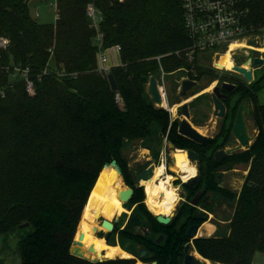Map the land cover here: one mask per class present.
Returning a JSON list of instances; mask_svg holds the SVG:
<instances>
[{
	"label": "trees",
	"instance_id": "obj_1",
	"mask_svg": "<svg viewBox=\"0 0 264 264\" xmlns=\"http://www.w3.org/2000/svg\"><path fill=\"white\" fill-rule=\"evenodd\" d=\"M28 1L0 0V37L8 40L0 47V235L29 222L32 231L19 242L20 264H135L133 257L90 262L69 252L98 174L115 159L133 188L128 202L149 223V228L139 227L140 233L134 232L138 226L122 233L147 250L142 262L177 264V249L189 243L188 227L204 219L190 215L192 207L184 202L168 224L157 222L142 202L143 188L129 176L122 147L150 135L153 124L167 130L168 112L155 107L145 89L160 66L170 72L186 65L183 51L191 41L180 3L57 0L55 21L39 23ZM90 2L101 15V48L120 46L119 64L109 68L116 91L97 71V31L86 14ZM245 7L249 30L264 29V0H247ZM24 76L32 81L33 94L27 93ZM254 111L255 136L240 155L250 164L239 192L205 180L209 189L236 200L227 234L198 233L192 240L195 251L215 263L252 264L256 253L264 254V104H255ZM176 127L174 121L168 141L173 148L190 149ZM197 184H182L187 201ZM154 231L165 243L150 239ZM111 235L105 236L107 242Z\"/></svg>",
	"mask_w": 264,
	"mask_h": 264
},
{
	"label": "rangeland",
	"instance_id": "obj_2",
	"mask_svg": "<svg viewBox=\"0 0 264 264\" xmlns=\"http://www.w3.org/2000/svg\"><path fill=\"white\" fill-rule=\"evenodd\" d=\"M53 3V0H29L28 1V6H29V12L32 18H34L37 22L39 23H52L55 21L56 14L54 11L53 6L51 5ZM264 29L254 32L251 37L247 40L246 46L247 48L240 49L238 50L237 48L234 47L235 44L231 47V50H227L224 52L220 57L219 61L216 63V66L219 67V62L222 60V58L225 56L227 60L233 62L236 65H240L241 62H243L247 57H252V56H264ZM263 48V50H262ZM262 50L259 51V50ZM105 56L107 58L106 65L109 67L111 65H115L118 61V53L114 51L112 48H109L105 51ZM114 56V58L112 57ZM212 56H209V58L206 59L205 62H203L205 65H212L213 60L211 58ZM212 60V61H210ZM221 63V62H220ZM220 68V67H219ZM256 75H260L262 71H264V67L256 69ZM177 75H175V78ZM174 78V77H173ZM172 78L168 77L167 78V85L168 88H170ZM264 82H262L263 84ZM147 85V84H146ZM213 85V82L209 84L208 80L204 79L200 85L196 86L192 92H196L197 90L209 88L206 94H208L211 90V87ZM171 89V88H170ZM258 89V88H257ZM146 91V89H145ZM173 92L170 93L169 97V102L170 103H175L176 105L186 101V98H180L179 95L172 94ZM206 95H203L201 98H204ZM200 98V97H199ZM201 100V99H200ZM205 102L202 101L199 106L195 108V114H194V121L193 125H196L198 129H200L202 132L206 133L207 128L205 127V124L203 123V120H200L198 116H202L203 107L202 105ZM264 104V90L262 91V94L258 97L257 99V104ZM174 105V104H173ZM161 106H163L161 104ZM209 110V109H208ZM255 106L251 108L250 110L247 111L246 118H247V123L250 128V132L254 138L255 136V120H254V111ZM210 111V110H209ZM207 112V111H206ZM170 116L173 119L174 117H180L179 115V109L177 106L173 107V112H170ZM160 129L157 127L156 124H153L151 126V131L150 135L144 138H134L132 140L125 141L122 147V155L125 158L128 168L131 170V173L133 177L138 175L143 169L148 167L151 163H154L156 166L161 164V160L159 159L160 157V151L163 147V141L162 139L158 138V132ZM158 138V139H157ZM252 138V140H253ZM156 144L157 152H158V157L156 160H151V157L147 153V148L145 146L147 145H154ZM252 143V141H251ZM155 146V145H154ZM183 150V149H181ZM156 152V153H157ZM174 150L170 147L168 148V152L166 155V165H165V173L172 175L174 179L171 180L172 185L177 189V194L179 197V202L180 199L184 200L185 195H186V190L184 189L182 185V179L179 177L178 174H175L172 171V167L174 166V159L172 156V153ZM244 152L243 150L240 151L239 153L235 154L233 158L231 159L233 161V170L229 173H227L224 176L225 179V190L232 192V193H238L242 183L244 181V177L247 174L248 168H249V161H244L240 159V155ZM178 180V181H176ZM121 182V183H120ZM119 183L122 186V188L130 187L128 186L122 177L119 178ZM143 186V203L145 204L146 209L151 212L145 202L146 194H145V188ZM223 195V196H222ZM235 199H231L228 196H225L222 192L221 193H215L213 195V200L212 204L209 208H206V211L210 212V215H207V225H205V229L203 231V235H209L211 234V229L214 228V234L211 236H221L225 235L228 232L229 228V222L233 214V210L235 207ZM178 203L175 206V214L180 207ZM123 209L120 210L119 213H116V215H112L108 219L112 221V219L117 216L118 220L116 222V226L113 229L114 231L112 232H107L105 229H100V235H97L98 238H102L106 241L105 236L108 233H111L112 235L109 238V242L106 241V244L108 245H118L122 250H124L126 253H128L129 257H133L135 259V264L137 262H142L139 255H138V250L140 249V245L135 242L130 240L126 235H124L122 232L124 230H128L129 232H132L135 226L138 227H144V228H149V223L144 221V216L141 215L139 212H137L136 209V204L133 203H122ZM196 211H198L196 209ZM83 213V211H82ZM152 213V212H151ZM203 213V212H202ZM153 214V213H152ZM154 215V214H153ZM82 216V214H81ZM214 217V218H212ZM105 218V217H104ZM139 219L138 221L133 220ZM81 219V218H80ZM182 218L177 219V227L181 225ZM100 220H97L95 218V224L99 225ZM79 226V223H78ZM77 226V230H78ZM213 226V227H212ZM76 230V232H77ZM152 230V228H151ZM32 231V228L30 226L28 227H15L11 229L9 232L6 234L0 235V264H20L21 257L19 254V242L21 239L26 237L30 232ZM141 230L139 229L138 233H140ZM159 231H154L151 232L150 234V239L156 240L158 236H160ZM76 235V233H75ZM75 237V236H74ZM192 243V240H189V243ZM165 243V240L161 241L160 244ZM185 244L181 245L179 249H177L176 252V257L175 261L177 264H183V246ZM196 256H198L196 254ZM125 257V258H129ZM200 257L203 258L201 255ZM115 259V258H114ZM104 260V259H103ZM206 261L209 262V264H221L218 262H212L208 259H205ZM205 261V262H206ZM143 264H151V261L148 262H143ZM206 264V263H205ZM252 264H264V254L262 253H256L253 257Z\"/></svg>",
	"mask_w": 264,
	"mask_h": 264
},
{
	"label": "flooded vegetation",
	"instance_id": "obj_3",
	"mask_svg": "<svg viewBox=\"0 0 264 264\" xmlns=\"http://www.w3.org/2000/svg\"><path fill=\"white\" fill-rule=\"evenodd\" d=\"M259 57L264 58V56H259ZM247 58L244 61H246ZM243 62H241V64ZM216 63L214 62L212 65H205L204 63H198L195 61L192 62L187 60L185 66L170 72H166V74L164 75L161 81L158 79L159 76L156 75L157 84L160 93L162 95V103L164 102V106H156L152 103L155 107L164 109L166 112H168L169 115V124L167 130L165 132H162L161 130L158 132V138L162 139L163 141V147L160 151V157H159V159L161 160L160 161L161 164L164 163L166 165V155L168 152V148L173 147L172 144L168 141V133L174 121H177L176 128L178 133V127L180 121L183 118L181 111V105L183 103H187L188 105V111H189L188 122L191 124L193 128H195L200 134H202L206 138L205 141L203 142H196L181 135L190 142V147H191L190 149L195 151L199 156L198 161H191L193 162L196 173L194 176L190 177L189 180L186 182H190V185L194 186L195 184H197V182L200 179L202 183L201 185L199 183L196 185L197 187L198 186L199 187L195 191V194L190 197L189 201H187L186 198L187 195L185 196L184 200L180 199L181 201L180 207L183 205L184 202H188L189 205L192 207L190 215L192 216L195 215L196 220L204 219L203 222L207 220V215H210L209 214L210 212L206 211V208H209L211 206L213 195L217 193L215 189H209L207 187L205 180L208 179L211 180L215 188L218 189L226 188L224 176L227 173L231 172L234 166L233 161L231 159L235 154L239 153L240 151L248 150V149L239 148L233 150L229 154L226 153L227 149H232L240 145L238 139L233 134V127L235 124L237 112L239 110V107L243 105L244 107L243 117L248 127V133L253 138L250 132L249 125L247 123L246 114L248 110H250L255 106V104H257L258 95L259 93H262V91L264 90V83L262 84V82H264V71H262L261 74L258 76L256 75V71H255L256 69L264 67V63L257 67H253V79L250 82L245 80V78L242 75L232 71L231 69H226V68L218 69L215 66ZM198 69L204 72L201 74ZM175 75H177L178 77L176 76L177 78H175ZM168 77L172 78L170 85L171 89L168 88L167 85ZM204 79L208 80L209 84L213 82L210 92L206 94V92L204 91H208L209 88L203 89L204 87L200 90H197L196 92H192L193 89L196 86L200 85ZM183 80H190L195 82L194 87L191 89V91L186 97H183L186 98L185 99L186 101L178 105H176L175 103H170L169 102L170 93L173 92L172 93L173 95L176 93L177 95H179ZM222 84H229L233 87L231 89H223L221 87ZM215 87L219 88V94L221 96H219L217 99L219 103L222 105V109L220 107L216 108L215 103L213 101L212 94H213V89ZM203 95L206 96L204 98H201ZM202 101L205 102L202 105L204 111L202 112V116L201 117L198 116V118H200V120H203V123L207 128L206 133L198 129L196 125H193L195 108L199 106V104H201ZM174 106L178 107L180 117H174L172 119L170 116V112H173ZM222 111L223 113L220 114ZM156 144L157 143L154 144L155 146L154 145L145 146L147 148V153L151 157V160H156L158 157ZM172 149L175 150L176 148H172ZM183 150L185 151L187 149H183ZM220 151H222L223 154L217 158L216 153ZM150 164H153L156 167L154 163L150 162ZM128 173L130 178L133 180L135 186H138L129 168H128ZM202 176H204L206 179H202ZM120 177L124 179V175L122 174V171ZM192 179L194 180L193 182ZM183 183L185 182H182V184ZM141 187L143 188V186ZM196 209L198 211H196ZM198 215L200 216V218H198ZM187 216L188 215L182 216L181 217L182 221H185ZM116 222L117 221H114L113 218L112 223L114 224V228L116 226ZM99 227H98L97 235L100 234V229H102L101 227L100 228Z\"/></svg>",
	"mask_w": 264,
	"mask_h": 264
},
{
	"label": "built area",
	"instance_id": "obj_4",
	"mask_svg": "<svg viewBox=\"0 0 264 264\" xmlns=\"http://www.w3.org/2000/svg\"><path fill=\"white\" fill-rule=\"evenodd\" d=\"M177 1L183 10L184 28L191 41L190 46L183 51L184 57L188 61L203 63L209 56H212L213 63H216L218 58L228 50L233 42L248 40L253 34L246 26L247 8L245 4L247 0ZM51 5L54 8L56 17H58L57 0H53ZM86 14L89 17L90 26L97 31L94 41L98 47L97 71L99 74L106 76L110 67L106 65L105 51L107 49L101 48L102 34L98 29L101 15L91 2L86 6ZM7 45L8 40L5 37H0V47L5 48ZM111 48L117 53L120 51L119 45H114ZM179 53V51H175L176 55H179ZM161 57L156 56L155 59L159 60ZM217 68L220 69L219 67ZM165 74L166 72L160 66L158 79L161 81ZM24 79L27 93L33 94L32 81L26 76H24ZM117 100H119L118 96Z\"/></svg>",
	"mask_w": 264,
	"mask_h": 264
},
{
	"label": "water",
	"instance_id": "obj_5",
	"mask_svg": "<svg viewBox=\"0 0 264 264\" xmlns=\"http://www.w3.org/2000/svg\"><path fill=\"white\" fill-rule=\"evenodd\" d=\"M263 63H264V58H262V57H259V56L248 57L247 60L244 61L242 64H240V65L234 64L232 66L231 70L242 75L245 78V80L250 82L253 79V67H257L259 65H262ZM106 77H107V80H108V83H109L111 89L113 91H116L117 85H116V82H115L112 74L108 73L106 75ZM194 85H195V82H193V81L183 80L182 84H181V90L179 93L180 97H182V98L186 97L189 94V92L191 91V89L194 87ZM221 87L223 89H231L233 86H231L229 84H222ZM146 94L149 96V98L151 99V101L154 105L161 106L162 95L160 93V90H159V87L157 84V78L155 75L149 76L148 83L146 85ZM212 96H213V101L215 103V107L216 108L220 107L222 109V105L219 103V101L217 99L219 96H221L219 94V88L218 87H215L213 89ZM181 111H182L183 118L180 121V124L178 127V133L180 135L187 137V138H189L193 141H196V142L205 141V139H206L205 136L200 134L188 122L189 111H188L187 103H183L181 105ZM222 113H223V111L220 114H222ZM243 113H244V107H243V105H241L239 107L238 112H237L235 124L233 127V134L238 139L240 145L235 147V148H232V149H227L226 150L227 154H229L233 150H236L239 148L249 149V147L251 145L252 137L248 133V127L245 123ZM185 152H186L188 160H190V161H198L199 160V156L195 151H193L191 149H187V150H185ZM222 154H223L222 151L217 152L216 157L218 158ZM108 167L115 169L117 174L119 176H121V169H120V167L117 164L115 159H112L110 162L104 163L101 171L103 169L108 168ZM153 169H154V165L150 164L148 167L143 169L138 175H136L134 177L136 184L138 186H142V184H141L142 181L149 180L153 175ZM100 172H99V174H100ZM99 174H98V176H99ZM193 181L194 180L192 179V182ZM94 185H95V183H94ZM94 185H93V187H94ZM93 187H92V189H93ZM92 189H91V191H92ZM91 191H90V193H91ZM90 193L88 195V198L90 196ZM132 194H133V189L131 187H126L123 189H119L117 191L116 198L118 200H120L122 203H126L130 200ZM88 198H87V200H88ZM87 200H86V203H87ZM178 205L180 206L181 202H179ZM84 207H85V205H84ZM174 216H175V212H172L170 215H167V216L156 215L155 217H156L157 222H159L161 224H168ZM95 217L97 220H100L99 226L101 228L105 229L107 232H111L113 230L114 224L112 223V221H108L106 218H104L100 215L99 216L96 215ZM198 218H200L199 215H198ZM117 220H118V218H117V216H115L114 221H117ZM28 226H29V222H23V223L18 225L19 228L28 227ZM198 227L199 226L197 224H192L188 227L186 236L189 240H193L194 238L197 237L196 235H197ZM138 231H139V227H136L134 232L137 233ZM92 232H94V234L97 236L98 226H93ZM143 232L145 233L146 230L143 229ZM83 237H84L83 232H79V235L77 236V238L75 235L74 239L72 240V244H71V247L69 250L70 254L75 256V257L88 260L90 262L102 261V259L99 258L98 255H95V250H94L92 245H89L85 249H83V243H82ZM162 238H163V236L160 235L156 239V242L157 243L161 242ZM194 249L195 248L191 242L185 245L183 264H205L206 260L202 259L200 257V255ZM138 253H139V257H144L147 254V250L144 248H140ZM196 254L198 256H196ZM151 264H156V262L153 261V262H151ZM222 264H225V263H222Z\"/></svg>",
	"mask_w": 264,
	"mask_h": 264
},
{
	"label": "bare ground",
	"instance_id": "obj_6",
	"mask_svg": "<svg viewBox=\"0 0 264 264\" xmlns=\"http://www.w3.org/2000/svg\"><path fill=\"white\" fill-rule=\"evenodd\" d=\"M240 41L244 40L233 42L228 50L231 49L233 44H237V42ZM245 41L247 40L245 39ZM218 61L219 58L216 62ZM220 62V68L231 69L234 65V63L227 60L225 56ZM162 105L164 106V102ZM172 156L174 159L172 171L181 177L182 182H186L190 177L195 175L196 171L193 162L188 160L184 150L175 149ZM164 166V163L156 167L154 166L152 177L149 180L141 182L145 188L146 205L148 209L155 214V216L170 215L174 212L175 206L179 201L176 191L177 189L171 183V180L174 178L172 175L164 173ZM119 178L120 176L117 174L115 169L110 167L103 169L100 172L83 209L76 233V238L79 235V232H83L84 234L82 239L83 249L92 245L95 250V255H98V257L102 260L129 257L128 253L122 250L118 245H108L102 238H98L94 232H92L93 226L99 227V225L95 224L96 215L105 217L108 221H110L108 219L109 217L113 214L116 215V213H119L120 210L123 209L122 202L116 198L117 191L119 189H123L120 185L121 182L119 183ZM205 263L209 264L208 261ZM136 264H143V262H137Z\"/></svg>",
	"mask_w": 264,
	"mask_h": 264
},
{
	"label": "crops",
	"instance_id": "obj_7",
	"mask_svg": "<svg viewBox=\"0 0 264 264\" xmlns=\"http://www.w3.org/2000/svg\"><path fill=\"white\" fill-rule=\"evenodd\" d=\"M246 42L247 41H240V42H237V44H235L234 45V47L235 48H237L238 50H240V49H244V48H247V46H246ZM231 50V49H230ZM262 50H263V48H262ZM262 50L260 49L259 51H261L262 52ZM118 55H119V53H118ZM113 58H114V56H112ZM118 58H119V56H118ZM112 64V63H111ZM111 64H109L110 66L109 67H111V66H114V65H111ZM119 64V59H118V61H117V63H115V65H118ZM262 93H259V95H258V97L261 95ZM164 168H165V166H164ZM165 173V172H164ZM210 214V213H209ZM207 221H205V222H203V223H201L200 225H199V227H198V231H199V233H202V234H204L203 233V231H204V227H205V225H207V223H206ZM213 227V226H212ZM198 231H197V233H198ZM214 232V228H212L211 229V234H209V235H207V236H211L212 234H214L213 233ZM203 236V235H202ZM206 236V237H207ZM198 237H201L200 235L198 236ZM205 237V236H204ZM104 240V239H103ZM105 241V240H104ZM105 243H106V241H105ZM195 250V249H194Z\"/></svg>",
	"mask_w": 264,
	"mask_h": 264
}]
</instances>
